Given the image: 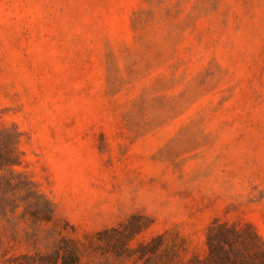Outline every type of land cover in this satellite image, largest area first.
<instances>
[{
	"label": "rangeland",
	"instance_id": "374dc122",
	"mask_svg": "<svg viewBox=\"0 0 264 264\" xmlns=\"http://www.w3.org/2000/svg\"><path fill=\"white\" fill-rule=\"evenodd\" d=\"M214 221L264 242V0H0V264H191Z\"/></svg>",
	"mask_w": 264,
	"mask_h": 264
},
{
	"label": "trees",
	"instance_id": "16d2710c",
	"mask_svg": "<svg viewBox=\"0 0 264 264\" xmlns=\"http://www.w3.org/2000/svg\"><path fill=\"white\" fill-rule=\"evenodd\" d=\"M121 235L119 244L126 246V229H107L100 235ZM113 237V236H109ZM207 254L195 257L191 264H264V242L251 226L238 227L226 222L214 221L208 228ZM77 248L57 249L54 254L44 256L38 264H77Z\"/></svg>",
	"mask_w": 264,
	"mask_h": 264
}]
</instances>
